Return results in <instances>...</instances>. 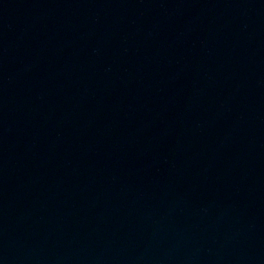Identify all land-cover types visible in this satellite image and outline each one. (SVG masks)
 I'll use <instances>...</instances> for the list:
<instances>
[{"label": "water", "instance_id": "obj_1", "mask_svg": "<svg viewBox=\"0 0 264 264\" xmlns=\"http://www.w3.org/2000/svg\"><path fill=\"white\" fill-rule=\"evenodd\" d=\"M0 264H264V150L0 6Z\"/></svg>", "mask_w": 264, "mask_h": 264}]
</instances>
